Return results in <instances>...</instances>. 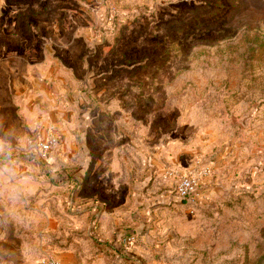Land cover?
Listing matches in <instances>:
<instances>
[{"label":"rangeland","instance_id":"374dc122","mask_svg":"<svg viewBox=\"0 0 264 264\" xmlns=\"http://www.w3.org/2000/svg\"><path fill=\"white\" fill-rule=\"evenodd\" d=\"M2 56L0 264H264V0H0Z\"/></svg>","mask_w":264,"mask_h":264},{"label":"built area","instance_id":"2783aa9c","mask_svg":"<svg viewBox=\"0 0 264 264\" xmlns=\"http://www.w3.org/2000/svg\"><path fill=\"white\" fill-rule=\"evenodd\" d=\"M39 148L43 152L44 160L47 158V155L53 150V142L51 141H43L39 143ZM209 168H204L201 170V174L204 176L209 175ZM198 184L196 183V179L194 177L185 176L180 178L176 189L175 195L179 200H192L195 198L197 194ZM44 264H58L56 261H48L44 262Z\"/></svg>","mask_w":264,"mask_h":264},{"label":"crops","instance_id":"0c3cea01","mask_svg":"<svg viewBox=\"0 0 264 264\" xmlns=\"http://www.w3.org/2000/svg\"><path fill=\"white\" fill-rule=\"evenodd\" d=\"M14 49V48H13ZM10 53H8V56L9 58H12V59H15V49L14 50H9ZM2 57H0V59H2ZM8 64H11L10 60H9V63ZM14 64V63H12ZM10 71H12V73H10ZM8 77L6 78V82H5V85H4V90L8 93V94H14L16 92V84H15V77L12 78L11 80V75L15 72V68L14 69H11V67L8 68ZM12 81V82H11ZM27 81H25V84H26ZM28 85H30V87L33 85V81H29V83H27ZM30 90L33 91L32 87L30 88Z\"/></svg>","mask_w":264,"mask_h":264},{"label":"water","instance_id":"95a60500","mask_svg":"<svg viewBox=\"0 0 264 264\" xmlns=\"http://www.w3.org/2000/svg\"><path fill=\"white\" fill-rule=\"evenodd\" d=\"M1 158V157H0Z\"/></svg>","mask_w":264,"mask_h":264}]
</instances>
